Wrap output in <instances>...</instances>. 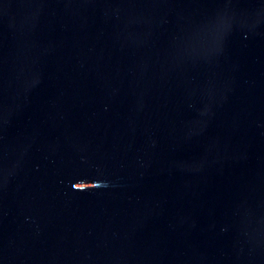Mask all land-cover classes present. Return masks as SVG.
<instances>
[{
    "label": "water",
    "instance_id": "1",
    "mask_svg": "<svg viewBox=\"0 0 264 264\" xmlns=\"http://www.w3.org/2000/svg\"><path fill=\"white\" fill-rule=\"evenodd\" d=\"M0 264H264V0H0Z\"/></svg>",
    "mask_w": 264,
    "mask_h": 264
}]
</instances>
